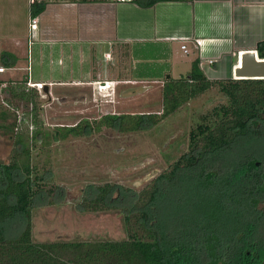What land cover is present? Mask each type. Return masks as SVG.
Segmentation results:
<instances>
[{
	"label": "trees",
	"instance_id": "16d2710c",
	"mask_svg": "<svg viewBox=\"0 0 264 264\" xmlns=\"http://www.w3.org/2000/svg\"><path fill=\"white\" fill-rule=\"evenodd\" d=\"M187 1L134 0L140 7ZM45 6L33 4L31 16L40 15ZM256 52L264 60V40ZM19 85L9 86L10 96L31 104L35 115L36 91ZM213 87L225 102L200 116L189 133L187 152L147 191L134 193L122 212L123 240L35 242L31 212L53 191L44 188L42 177H33L29 144L16 135L19 150L9 163H0V264H264V152L239 153L264 131V79L210 81L194 61L185 78H166L160 115H106L86 121L84 130L135 132L154 126ZM82 128L79 124L64 129V135L80 134ZM113 187H95V196L78 209H115L108 202ZM176 190L183 193L176 197ZM167 202L170 211L163 212Z\"/></svg>",
	"mask_w": 264,
	"mask_h": 264
},
{
	"label": "rangeland",
	"instance_id": "374dc122",
	"mask_svg": "<svg viewBox=\"0 0 264 264\" xmlns=\"http://www.w3.org/2000/svg\"><path fill=\"white\" fill-rule=\"evenodd\" d=\"M38 47L26 50L25 64L33 66L31 72L19 69L16 75L0 79L22 85L26 79L25 88L37 93L34 115L31 104L10 96L8 89L12 84L0 86V163L11 161L19 150L15 136L22 135L29 144L33 177H42L44 188L55 194L53 198L44 194L40 206L32 210V239L35 242L123 240L126 230L122 212L130 206L134 193L147 191L160 174L187 152L189 133L201 122L200 116L224 103L225 98L213 87L154 126L146 125L135 132L106 127L84 130L86 121L92 123L106 115H160L166 78L142 67H161L165 62L151 59L137 65L129 59L121 65L117 60V66L111 69L109 63L101 60L102 50L80 44L83 60L73 58V53L59 57L58 50L51 48L40 63L38 57L34 58ZM136 67L138 70L133 71ZM178 72L172 69L169 74L172 73V79H180L190 70L183 75ZM94 77L105 80L94 82ZM36 80L46 81L47 93L43 86L41 89L31 86ZM78 124L83 127L80 134L64 135V129ZM256 139L252 142L255 144L240 149L239 153L255 149L264 152V131ZM105 184L114 186L108 202L115 209L80 211L78 207L83 200L95 196V187ZM182 193L176 190L174 194L177 197ZM168 206V202L163 203V212L170 211Z\"/></svg>",
	"mask_w": 264,
	"mask_h": 264
},
{
	"label": "crops",
	"instance_id": "0c3cea01",
	"mask_svg": "<svg viewBox=\"0 0 264 264\" xmlns=\"http://www.w3.org/2000/svg\"><path fill=\"white\" fill-rule=\"evenodd\" d=\"M30 15L28 0H0V67L5 69L0 79L19 69L31 72L33 66L26 67L25 60L26 50L33 46H40L34 53L39 62L51 48L58 50L59 57L73 53L79 61L84 55L78 48L80 44H91L102 50L101 60L111 69L117 66V60L122 65L130 59L138 65L143 60L157 59L165 65L142 68L164 79L172 78V69L178 70V75L188 73L197 61L207 80L227 81L234 78L240 56L248 52L257 56V44L264 40V0H190L158 2L149 7L135 2L112 4L109 0H51L36 16L38 29L32 44ZM101 80L104 77L92 81ZM7 82L0 80V86ZM33 83L48 85L43 80Z\"/></svg>",
	"mask_w": 264,
	"mask_h": 264
},
{
	"label": "water",
	"instance_id": "95a60500",
	"mask_svg": "<svg viewBox=\"0 0 264 264\" xmlns=\"http://www.w3.org/2000/svg\"><path fill=\"white\" fill-rule=\"evenodd\" d=\"M235 79H264V60L257 59L255 52L243 53L239 65L234 69ZM48 85H43L47 93Z\"/></svg>",
	"mask_w": 264,
	"mask_h": 264
},
{
	"label": "built area",
	"instance_id": "2783aa9c",
	"mask_svg": "<svg viewBox=\"0 0 264 264\" xmlns=\"http://www.w3.org/2000/svg\"><path fill=\"white\" fill-rule=\"evenodd\" d=\"M51 0H28V4L29 7L31 8V6L33 4H37V3H41V2H49ZM112 4H126V3H132L134 2V0H109ZM29 37L30 40L35 36L36 31L38 29V18L36 16H31L29 18ZM30 44H32V40L30 41ZM197 44L200 45V42L197 41ZM184 51H185V46L181 47ZM5 71V69L3 67H0V73H3ZM32 87L37 88V89H41L42 88V84H31Z\"/></svg>",
	"mask_w": 264,
	"mask_h": 264
},
{
	"label": "flooded vegetation",
	"instance_id": "af4514ba",
	"mask_svg": "<svg viewBox=\"0 0 264 264\" xmlns=\"http://www.w3.org/2000/svg\"><path fill=\"white\" fill-rule=\"evenodd\" d=\"M9 93V92H8ZM79 125V124H78ZM76 126V125H75ZM72 127H74V126H72ZM70 128V127H69ZM76 135V134H75ZM127 186H130V185H127Z\"/></svg>",
	"mask_w": 264,
	"mask_h": 264
}]
</instances>
